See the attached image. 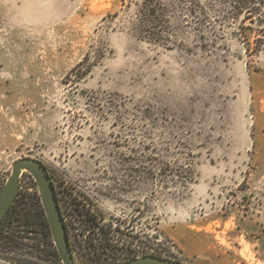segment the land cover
<instances>
[{
	"label": "rangeland",
	"instance_id": "obj_1",
	"mask_svg": "<svg viewBox=\"0 0 264 264\" xmlns=\"http://www.w3.org/2000/svg\"><path fill=\"white\" fill-rule=\"evenodd\" d=\"M143 2L0 0V192L25 158L58 179L63 215V184L87 182L100 220L74 225L76 264H264V24L161 0L143 37ZM14 211L0 264H52L27 171Z\"/></svg>",
	"mask_w": 264,
	"mask_h": 264
},
{
	"label": "water",
	"instance_id": "obj_2",
	"mask_svg": "<svg viewBox=\"0 0 264 264\" xmlns=\"http://www.w3.org/2000/svg\"><path fill=\"white\" fill-rule=\"evenodd\" d=\"M23 171L35 179L57 252L63 264H76L63 210L48 166L41 160L25 158L14 163L12 173L0 192V223L15 204ZM120 264H185L157 255H146Z\"/></svg>",
	"mask_w": 264,
	"mask_h": 264
},
{
	"label": "trees",
	"instance_id": "obj_3",
	"mask_svg": "<svg viewBox=\"0 0 264 264\" xmlns=\"http://www.w3.org/2000/svg\"><path fill=\"white\" fill-rule=\"evenodd\" d=\"M160 1L161 0H144L143 2V6L141 7L140 13L138 15L140 31L143 37L157 35L155 32L152 34L150 29L157 30L158 27H161L160 20L157 18L156 13H154L156 10H152L150 8V6H153L154 4L161 3ZM228 2L231 5L230 9L228 10V16L230 18L234 19L237 16H244V22L250 21L251 23H256L258 21L260 26L261 24H264V0H228ZM261 33H264V29L261 30ZM256 41L259 42L261 40L257 39ZM249 50L250 48H248V51ZM14 205L0 223V229L6 225L8 220H11L10 222L16 221L17 216H14ZM17 220H23L26 225H33L35 223V220L33 221L27 217V214H23V217L18 216ZM45 222L47 224L49 232L48 234L51 237V230L47 218L45 219ZM12 241L15 242L13 239ZM50 243L53 244V241H50ZM48 253L49 256H51L52 264H62L59 262L60 256L54 246H50Z\"/></svg>",
	"mask_w": 264,
	"mask_h": 264
},
{
	"label": "flooded vegetation",
	"instance_id": "obj_4",
	"mask_svg": "<svg viewBox=\"0 0 264 264\" xmlns=\"http://www.w3.org/2000/svg\"><path fill=\"white\" fill-rule=\"evenodd\" d=\"M50 172L58 195V190L60 189L57 184L58 179H56L51 170ZM86 184L87 182L73 183L69 181L63 184L64 217L71 247H76V240L75 238L73 239L72 231L76 229L74 225L78 223L81 214L84 216L87 213V218L86 220H79V222L85 221L90 228L96 229L100 220V212L97 209L96 200ZM74 213L78 216V219L74 216ZM82 259L84 263L90 262V258H85L84 255Z\"/></svg>",
	"mask_w": 264,
	"mask_h": 264
},
{
	"label": "built area",
	"instance_id": "obj_5",
	"mask_svg": "<svg viewBox=\"0 0 264 264\" xmlns=\"http://www.w3.org/2000/svg\"><path fill=\"white\" fill-rule=\"evenodd\" d=\"M64 216V215H63ZM64 220H65V217H64ZM74 254V253H73Z\"/></svg>",
	"mask_w": 264,
	"mask_h": 264
}]
</instances>
